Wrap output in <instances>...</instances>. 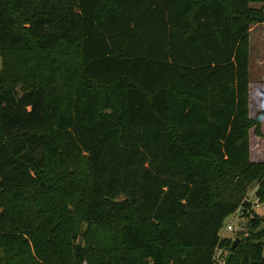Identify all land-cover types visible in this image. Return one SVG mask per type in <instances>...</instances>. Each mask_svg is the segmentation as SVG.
<instances>
[{
  "label": "trees",
  "instance_id": "1",
  "mask_svg": "<svg viewBox=\"0 0 264 264\" xmlns=\"http://www.w3.org/2000/svg\"><path fill=\"white\" fill-rule=\"evenodd\" d=\"M252 1L0 0V55H74L10 85L0 68V264H215L218 249L226 264H264L250 205L236 246L219 234L242 207L236 190L256 181L264 203L249 113L264 9ZM40 212L72 216V235Z\"/></svg>",
  "mask_w": 264,
  "mask_h": 264
},
{
  "label": "rangeland",
  "instance_id": "2",
  "mask_svg": "<svg viewBox=\"0 0 264 264\" xmlns=\"http://www.w3.org/2000/svg\"><path fill=\"white\" fill-rule=\"evenodd\" d=\"M251 5L258 8L262 7L264 9V0H254ZM18 26L23 29L22 23H18ZM250 36L249 113L252 120L255 118L260 119L259 123L253 124L250 129L251 161L256 164H261L259 166H261L264 170V23L253 24ZM63 54H67L68 59L70 61H74V55L72 54L71 47H68L65 44L53 47L45 52H41L35 47V45H33L31 49L26 51H15L6 53L5 55H0V68H3L7 72L10 85L16 76H20L22 78L23 73L29 69V74L32 72L37 73L38 66L40 65L38 62H41L42 60L51 64L57 61L62 62ZM15 86L18 90L30 87L24 83V80H21L19 83H15ZM225 170L230 177L234 176L235 179L233 178L231 180L232 183H235L234 180L237 178L236 182H238L242 177V173H240V171L229 169ZM217 175L218 174L215 170L214 176L212 177L214 186L216 184L218 185ZM258 186V182L254 181L245 191L236 190L238 195L241 196L242 207L225 220L219 233L221 237H231L234 239L243 237L245 231L247 230L248 219L246 217V213H249V211H245L243 208L244 206L250 205L251 207L249 210L252 209V212L257 213L264 218V203L259 202L255 195ZM218 188L220 190H224L225 194L233 190L229 181H227L225 189L219 186ZM38 217L40 223L45 222L50 223V225H53L54 222L61 220L64 224L65 232L69 237L75 229L76 224L72 216L65 217L61 214L56 215L40 212ZM228 223L233 224L234 231H228L225 229ZM261 228H264V223ZM73 241L74 243L79 242L80 244H83L84 239L81 234H78L74 237ZM1 254L2 253L0 252V255ZM2 257L3 256H1V258Z\"/></svg>",
  "mask_w": 264,
  "mask_h": 264
},
{
  "label": "built area",
  "instance_id": "3",
  "mask_svg": "<svg viewBox=\"0 0 264 264\" xmlns=\"http://www.w3.org/2000/svg\"><path fill=\"white\" fill-rule=\"evenodd\" d=\"M226 230L228 231H234V226L232 223H228L225 227ZM225 251L223 249H218L216 254H215V264H224L225 261Z\"/></svg>",
  "mask_w": 264,
  "mask_h": 264
},
{
  "label": "water",
  "instance_id": "4",
  "mask_svg": "<svg viewBox=\"0 0 264 264\" xmlns=\"http://www.w3.org/2000/svg\"><path fill=\"white\" fill-rule=\"evenodd\" d=\"M237 243H238V239L235 240V242H234V246H236ZM228 256H229V252H226V253H225V256H224V258H225L224 264L227 263Z\"/></svg>",
  "mask_w": 264,
  "mask_h": 264
}]
</instances>
